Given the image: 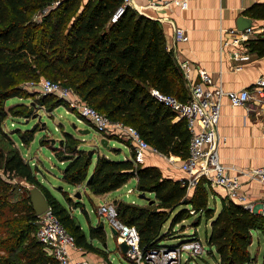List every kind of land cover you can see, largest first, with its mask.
<instances>
[{
    "label": "trees",
    "instance_id": "trees-1",
    "mask_svg": "<svg viewBox=\"0 0 264 264\" xmlns=\"http://www.w3.org/2000/svg\"><path fill=\"white\" fill-rule=\"evenodd\" d=\"M54 1L57 0H0V118L5 103L20 96L21 81H37L40 75H48L52 81L60 80L62 86L73 89L110 120L137 129L157 153L170 160L186 159L190 132L185 119L175 120V114L151 94L155 89L181 102L189 97L187 80L174 52L166 48L160 23L130 7L111 22L120 0H60L40 23L36 22L34 14ZM245 14L264 20V4H253ZM247 46L264 57V35ZM52 99L51 95L45 96L47 102ZM57 102L68 107L61 99ZM65 137L68 143L51 147L55 157L67 162L61 176L64 183L75 186L87 180L86 188L91 194L103 195L135 179L136 190L153 197H146L143 205L114 202L118 219L137 229L143 252L163 246L161 240L173 235L174 226L194 218L191 226L195 229L202 219L210 221L206 243L218 255V264L255 263L250 246L254 232L264 236V215L227 197H219L220 209L216 212L213 199L218 195L205 180L190 191L184 180L165 178L157 167L137 163L129 143L131 159L118 161L99 156L89 175L92 156L71 149L77 140L70 134ZM0 170L7 177L0 176V211L20 215L26 223L24 229L12 232V251L19 249L24 264L57 262L33 235L37 218L29 193L20 200H10L14 192L10 180L14 178L43 192L52 213L74 236L78 247L103 252L91 242L104 244V229L99 225L90 227L88 240L68 208L37 179L38 169L17 149L0 150ZM169 219L171 225L163 231ZM193 239L198 238L188 240Z\"/></svg>",
    "mask_w": 264,
    "mask_h": 264
},
{
    "label": "built area",
    "instance_id": "built-area-1",
    "mask_svg": "<svg viewBox=\"0 0 264 264\" xmlns=\"http://www.w3.org/2000/svg\"><path fill=\"white\" fill-rule=\"evenodd\" d=\"M59 3L60 0L54 1L51 6L43 9L41 14L46 15L50 9ZM172 3L182 9L188 7L187 0H174ZM131 4L132 0H120V5L112 15L111 22H115L124 13L125 8L130 7ZM37 18L38 15L33 17L35 21ZM258 31L263 30L260 28ZM226 33L228 39L222 41L221 47L244 46L257 38L253 27L243 31L233 28L227 30ZM174 39L176 42H185L188 40V36L182 28H176ZM178 64L184 73L187 84L190 83L188 99L181 102L175 97L164 95L155 89L151 90V94L175 114V120L183 118L186 121L187 129L190 132V141L188 157L180 161V169L186 175L184 181L189 190L192 191L199 181L205 180L212 189L221 188L225 192V197L253 210L252 205L247 201V197L241 192L240 175H230L229 169L219 162L217 126L223 97L228 99L231 106H245L253 103L255 105L253 109H259L264 115V75L260 76L249 89L225 91L221 83L216 84L209 74L201 68H197L200 82L191 83L190 64L187 61H181ZM34 84L41 94L54 95L65 101L81 119L88 122L103 138L109 140L115 136L124 137L133 148L137 163H142L146 151L156 152L141 137L137 129L126 126L121 121L110 120L105 114L83 101L72 89L48 78H40ZM245 174L250 180L264 183V166L254 168ZM97 213L102 218L107 219L109 225L117 231L116 242L118 244L124 243L127 246L125 258L132 264H181V257L184 252L194 255H201L204 252L203 244L199 238L183 241L176 246H158L143 252L139 246L137 229L135 226L123 224L118 219L117 210L113 203H104L99 206ZM258 213L264 215V204ZM36 218L37 229L34 237L45 247L57 264H97L85 258L72 256V251L79 250L75 238L50 208Z\"/></svg>",
    "mask_w": 264,
    "mask_h": 264
},
{
    "label": "crops",
    "instance_id": "crops-1",
    "mask_svg": "<svg viewBox=\"0 0 264 264\" xmlns=\"http://www.w3.org/2000/svg\"><path fill=\"white\" fill-rule=\"evenodd\" d=\"M173 1L132 0L130 8L137 14L160 23L165 36L166 48L174 52L178 63L187 61L190 64L191 83L200 82L197 68L206 71L216 84L221 83L225 91L249 89L260 76L264 75V57L258 56L247 45L221 47L222 41L228 39L226 31L236 28V20L240 16L251 19L257 37L264 35L260 34L264 31V20L245 14V11L253 4H264V0H187V9L173 5ZM176 28H182L185 31L188 36L187 41H175L174 32ZM260 28L263 31L259 32ZM187 85L189 89L190 83ZM254 106L253 103L245 106H231L228 99L225 97L221 99L220 118L217 126L219 136L217 153L219 162L229 169L230 175H240L241 192L245 194L253 210L259 212L260 207L264 204V183L250 180L245 174L254 168L264 166V115L259 109H253ZM96 135L99 136V133ZM111 151L122 153V150L118 149H111ZM121 155V160L131 159V150L128 154L123 152ZM103 156L114 160L105 153ZM180 161L170 160L157 152L146 151L141 164L157 167L165 178L185 180L186 175L180 169ZM61 163L65 164V161ZM86 183L87 180L75 185V187L81 186L82 188L83 184L86 187ZM128 185L134 186L132 188ZM126 187L128 188L124 193L125 198L128 197V194L133 193L134 187L136 189V180H129L119 189L103 195H93L89 191L88 193L86 190L84 191L91 203L100 201L114 204L117 200H124L128 203L143 205L142 202L135 199H124L122 190ZM214 191L218 198L225 197V192L221 188H216ZM114 194L115 196H113ZM148 198L153 197L150 195ZM216 200L213 199L217 211L220 209V204H217ZM80 227L89 240L90 227L88 233L81 225ZM187 231L184 230V234H188ZM186 238L191 239L192 236H186ZM94 242L95 240H92L91 244L99 249L94 245ZM78 248L79 250L72 251L74 258L81 257L97 264H107L105 261H107L108 256L104 249L103 252H90L81 247ZM209 254L212 255L210 251Z\"/></svg>",
    "mask_w": 264,
    "mask_h": 264
},
{
    "label": "rangeland",
    "instance_id": "rangeland-1",
    "mask_svg": "<svg viewBox=\"0 0 264 264\" xmlns=\"http://www.w3.org/2000/svg\"><path fill=\"white\" fill-rule=\"evenodd\" d=\"M34 15H38L36 20L38 23L44 16L39 12ZM260 34H264V31ZM40 78L50 77L40 75L37 81H21L18 85L20 96L9 99L3 106L0 118V150L17 149L33 168H37L36 176L40 183L49 190L56 200L68 208L75 220L80 223L87 233L90 226H96L98 223L103 222L106 248L104 249L103 244L97 241L94 242V245L107 252L108 259L105 261L107 264H132L122 256L116 238L110 232L108 220L102 218L96 212V209L104 202L95 201L91 203L86 197L84 190H86V193H88V190L83 186L84 184L81 188V186L75 187L62 181V170L67 162L65 161V164H62V161L52 153L51 147L58 148L60 147L59 143H68L65 134L72 135L77 141L75 147L71 146V149L76 148L77 151L81 150L84 153H90L89 155L92 156L88 169L90 174L97 156H103L105 153L114 160H121V154L123 152L128 154L131 149L126 139L118 136L107 140V148L103 147L100 144L101 135L97 136L94 128L81 119L69 106H59L57 102L59 98L54 95H51L53 97L51 101L47 102L45 100L47 95L41 94L38 88L34 86V83H37ZM57 82L61 84L60 80H57ZM111 149L122 150V153H116ZM0 176H3L1 170ZM3 177L7 179L6 176ZM10 182L14 187L11 201L22 199L27 194L28 189L33 186L17 178L10 180ZM133 186L128 185L132 188ZM128 187L122 190L125 200L135 199L143 204L147 203L146 199L138 198L140 193L136 191L135 187L133 193L128 194V197L125 198L124 193H126ZM145 196L150 197L149 194ZM216 202L220 204V199L217 198ZM211 205L214 206L213 202ZM194 220V218L185 219L174 226L173 235L162 239L160 245L176 246L182 241L188 240L189 238H186V236H195L203 244L204 252L201 255L184 252L181 257V264H218V255L206 243V234L210 231V221L206 223L202 219L195 229L191 226ZM25 225L26 223L20 215H14L6 210L0 211V264H24L23 260L19 258V249L12 251V244L14 243L12 232L24 229ZM170 225L171 219L166 222L163 229L168 230ZM184 230H188V234H184ZM209 251H212V255L209 254ZM250 251L252 256L256 258L255 263L250 264H264V236L261 233H253V243Z\"/></svg>",
    "mask_w": 264,
    "mask_h": 264
},
{
    "label": "water",
    "instance_id": "water-1",
    "mask_svg": "<svg viewBox=\"0 0 264 264\" xmlns=\"http://www.w3.org/2000/svg\"><path fill=\"white\" fill-rule=\"evenodd\" d=\"M250 27H252V21L250 18L242 17V16L237 18L236 28L238 30L243 31V30L250 28ZM86 132H88V131H86ZM52 143H54V141H52ZM100 144L103 147L107 148V139L101 138ZM28 193H29V197H30L31 206H32V209H33L36 217H38L40 214H42L43 212H45L49 209L47 199H46L45 195L43 194V192L39 188L32 186L30 189H28ZM139 198L140 199H146V196L144 193H140ZM99 226L101 228H104L103 223H100ZM109 229H110L112 236L115 237V235L117 234V231L111 225H109ZM118 245H119L120 251L123 254H125V252L127 251V246L124 243H120ZM103 248L104 249L106 248L105 243L103 244Z\"/></svg>",
    "mask_w": 264,
    "mask_h": 264
}]
</instances>
